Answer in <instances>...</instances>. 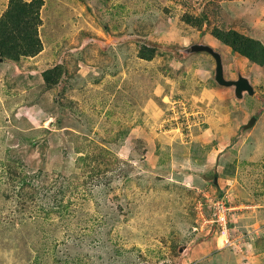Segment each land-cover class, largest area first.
I'll return each instance as SVG.
<instances>
[{"label":"rangeland","instance_id":"rangeland-1","mask_svg":"<svg viewBox=\"0 0 264 264\" xmlns=\"http://www.w3.org/2000/svg\"><path fill=\"white\" fill-rule=\"evenodd\" d=\"M263 9L44 0L42 50L0 56V264H264V65L230 42L264 44ZM201 39L254 95L219 85L211 54L174 49ZM223 192L232 248L207 222Z\"/></svg>","mask_w":264,"mask_h":264},{"label":"trees","instance_id":"trees-1","mask_svg":"<svg viewBox=\"0 0 264 264\" xmlns=\"http://www.w3.org/2000/svg\"><path fill=\"white\" fill-rule=\"evenodd\" d=\"M43 5L44 0L8 1L7 8L0 17V56L13 58L35 56L42 50L43 43L39 36V26L42 23L40 11ZM216 35L218 39L229 43L230 40L225 38L224 34ZM237 37L236 42L230 41L233 49L239 51L250 61L264 65V44L256 39L244 36ZM154 49L155 46H148L146 50H143L142 57L150 59L154 52L150 54L149 51ZM57 123H60L59 119L56 121V125ZM47 131L51 132V130ZM56 149L58 150V147ZM223 194L224 192L221 193L219 198ZM210 211L211 216L212 209ZM234 225L233 223L229 224L231 228ZM245 238L246 236H244L245 243H249Z\"/></svg>","mask_w":264,"mask_h":264},{"label":"water","instance_id":"water-1","mask_svg":"<svg viewBox=\"0 0 264 264\" xmlns=\"http://www.w3.org/2000/svg\"><path fill=\"white\" fill-rule=\"evenodd\" d=\"M174 49L179 52L181 58H187L192 53L197 52H207L211 54L216 62L213 74L215 81L219 85L224 87H234V96L238 101L243 100L246 94H255V88L251 82L250 77L245 76L240 72L238 73V77L236 79H227L225 77V68L222 53L211 44L204 42L203 39L197 42H193L183 48L175 47ZM256 120L257 117L253 116L247 126H252ZM215 183H217V178H215Z\"/></svg>","mask_w":264,"mask_h":264},{"label":"built area","instance_id":"built-area-1","mask_svg":"<svg viewBox=\"0 0 264 264\" xmlns=\"http://www.w3.org/2000/svg\"><path fill=\"white\" fill-rule=\"evenodd\" d=\"M236 208L237 206H233L230 198L224 193L222 197L212 202V214L207 220L208 223H216L221 227L223 232L221 237H224V242H226L224 246L226 247H231L234 244L232 238L237 239L235 235L238 233L234 232V229L229 226L230 217L233 215L232 212ZM229 230L231 231L228 235ZM244 236L246 235H242V239H244Z\"/></svg>","mask_w":264,"mask_h":264},{"label":"crops","instance_id":"crops-1","mask_svg":"<svg viewBox=\"0 0 264 264\" xmlns=\"http://www.w3.org/2000/svg\"><path fill=\"white\" fill-rule=\"evenodd\" d=\"M5 1H9V0H5ZM236 1H240V0H236ZM243 1H244V0H243ZM0 6L2 7V4H1ZM263 10H264V9H263ZM255 16H256V17H260V14H259L258 10H257ZM263 17H264V14L260 17V22H263V21L261 20V18H263Z\"/></svg>","mask_w":264,"mask_h":264}]
</instances>
